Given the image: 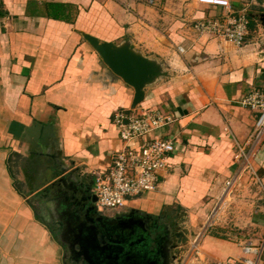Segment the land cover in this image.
I'll list each match as a JSON object with an SVG mask.
<instances>
[{
	"label": "crops",
	"instance_id": "obj_1",
	"mask_svg": "<svg viewBox=\"0 0 264 264\" xmlns=\"http://www.w3.org/2000/svg\"><path fill=\"white\" fill-rule=\"evenodd\" d=\"M159 1L0 0V264H64L37 201L67 174L73 182L93 180L111 167L123 146L113 123L118 110L158 108L176 120L145 138L174 142L159 189L144 198L146 205L116 213L170 221L174 210L186 218L181 228L194 233L221 200L250 197L243 211L206 229L201 251L207 261L196 264L240 257L243 238L264 234V202L249 189L248 176L224 194L239 168L233 138L246 143L258 118L240 102L254 90L264 92V0H229L234 11L247 12L241 48L194 30L196 22L223 15L222 8ZM84 35L130 44L168 76L147 86L132 107L134 89ZM253 162L264 183V143Z\"/></svg>",
	"mask_w": 264,
	"mask_h": 264
},
{
	"label": "built area",
	"instance_id": "obj_2",
	"mask_svg": "<svg viewBox=\"0 0 264 264\" xmlns=\"http://www.w3.org/2000/svg\"><path fill=\"white\" fill-rule=\"evenodd\" d=\"M146 1L153 4L154 0ZM197 2L225 11L216 18L196 22L194 30L198 34L220 38L237 48L243 47L249 26L245 10L234 11L229 0ZM179 51L182 52V48H179ZM240 104L256 112L258 118L254 132L246 143L242 144L233 138L234 162L239 164V168L237 174L225 183L226 196L242 187L244 175L251 177L264 192L262 180L253 162L255 153L264 143V92L254 90L245 96ZM175 120V117L158 108L118 110L114 114L113 123L119 131L123 146L116 153L107 171L93 174V192L100 210H120L127 205L129 199L157 192L160 176L167 168L169 156L174 152V142L171 139L145 138L174 123ZM134 142H137L136 146H133ZM212 214H217L216 210ZM192 245L193 252L199 255V246ZM263 255L264 236L249 237L241 242L240 257L218 260L215 264H262Z\"/></svg>",
	"mask_w": 264,
	"mask_h": 264
},
{
	"label": "flooded vegetation",
	"instance_id": "obj_3",
	"mask_svg": "<svg viewBox=\"0 0 264 264\" xmlns=\"http://www.w3.org/2000/svg\"><path fill=\"white\" fill-rule=\"evenodd\" d=\"M72 180L40 193L37 201L64 264H177L182 249L175 237L181 229L177 221L131 210L104 213L96 205L93 180Z\"/></svg>",
	"mask_w": 264,
	"mask_h": 264
},
{
	"label": "water",
	"instance_id": "obj_4",
	"mask_svg": "<svg viewBox=\"0 0 264 264\" xmlns=\"http://www.w3.org/2000/svg\"><path fill=\"white\" fill-rule=\"evenodd\" d=\"M259 20L264 26V14H261ZM85 40L96 50L101 56L103 62L110 68V70L118 77H120L125 84L134 89V100L132 107L143 101L144 89L153 84L168 73L157 62L146 58L145 56L137 53L134 47L130 44L124 43L119 46L111 42H100L98 39L84 35ZM70 181V174L59 178L53 182L52 186L61 183L67 186ZM189 230L181 228L175 234L178 238V245L182 248L188 242Z\"/></svg>",
	"mask_w": 264,
	"mask_h": 264
},
{
	"label": "rangeland",
	"instance_id": "obj_5",
	"mask_svg": "<svg viewBox=\"0 0 264 264\" xmlns=\"http://www.w3.org/2000/svg\"><path fill=\"white\" fill-rule=\"evenodd\" d=\"M153 3H156L157 6H160V4H162L159 0H154ZM0 10H1V4H0ZM248 183L251 184L249 185V189L252 190V188H255V190L257 191V196L258 198H260L259 200L264 202V192L263 189L260 187L259 184L255 183L253 180H251V177L248 176ZM262 180V179H261ZM263 183V181H262ZM254 186V187H253ZM263 187H264V183H263ZM255 190L253 192H250L248 194H252V196L255 194ZM150 193H145L139 197L136 198H132L129 199L132 202H127V206L130 205H137V206H141V205H146L144 203V198L148 197ZM234 195V194H232ZM250 197H235L234 201L233 200H221L220 203L217 205L216 207V213L217 214H212L211 216L208 217L207 221L202 223L199 228L197 230H195L194 233H189L188 235V242L186 244V246L182 247L181 249V253L180 255L178 254V259H177V264H196V262H201L204 260L207 261L205 259V256H203V252L201 251V245H202V238L204 237L205 231L206 229L213 228L215 226H217L218 224L222 223V220L225 218H228L230 215H233L234 212H238V211H243L241 210V206L243 203H247V199ZM142 199V200H141ZM251 199V198H250ZM128 200V201H129ZM246 201V202H244ZM242 203V204H241ZM227 204V206H226ZM117 210L115 209H107L104 211V213L107 214H112V213H116ZM169 213H171V221H177L179 223V226H182V224L185 222V217L183 216V214H176L174 210H169ZM214 212V211H213ZM181 216V217H180ZM220 218V219H219ZM224 219V220H225ZM261 236H264L261 235ZM255 236H252L251 238H254ZM249 238V237H248ZM247 238H243V240H245ZM192 244H196L199 246V255L196 254V252H193V248H192ZM264 260V255H263V259Z\"/></svg>",
	"mask_w": 264,
	"mask_h": 264
},
{
	"label": "trees",
	"instance_id": "obj_6",
	"mask_svg": "<svg viewBox=\"0 0 264 264\" xmlns=\"http://www.w3.org/2000/svg\"><path fill=\"white\" fill-rule=\"evenodd\" d=\"M0 16H2V12L0 11Z\"/></svg>",
	"mask_w": 264,
	"mask_h": 264
}]
</instances>
